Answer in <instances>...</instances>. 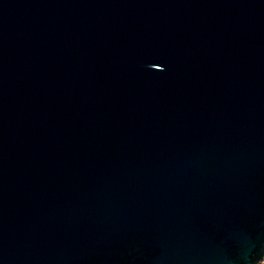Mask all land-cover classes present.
<instances>
[{
	"label": "water",
	"instance_id": "1",
	"mask_svg": "<svg viewBox=\"0 0 264 264\" xmlns=\"http://www.w3.org/2000/svg\"><path fill=\"white\" fill-rule=\"evenodd\" d=\"M264 0H0V264H259Z\"/></svg>",
	"mask_w": 264,
	"mask_h": 264
},
{
	"label": "built area",
	"instance_id": "2",
	"mask_svg": "<svg viewBox=\"0 0 264 264\" xmlns=\"http://www.w3.org/2000/svg\"><path fill=\"white\" fill-rule=\"evenodd\" d=\"M259 264H264V258L261 260V262Z\"/></svg>",
	"mask_w": 264,
	"mask_h": 264
}]
</instances>
